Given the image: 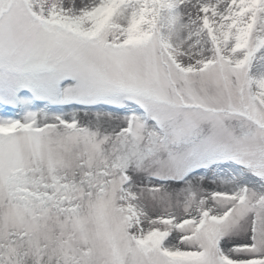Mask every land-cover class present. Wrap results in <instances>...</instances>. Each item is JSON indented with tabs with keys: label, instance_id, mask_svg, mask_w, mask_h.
Wrapping results in <instances>:
<instances>
[{
	"label": "snow or ice",
	"instance_id": "6c2138e0",
	"mask_svg": "<svg viewBox=\"0 0 264 264\" xmlns=\"http://www.w3.org/2000/svg\"><path fill=\"white\" fill-rule=\"evenodd\" d=\"M0 264H264V0H0Z\"/></svg>",
	"mask_w": 264,
	"mask_h": 264
}]
</instances>
